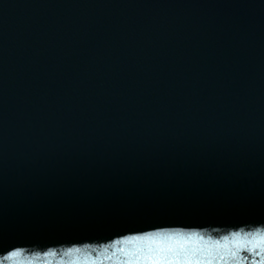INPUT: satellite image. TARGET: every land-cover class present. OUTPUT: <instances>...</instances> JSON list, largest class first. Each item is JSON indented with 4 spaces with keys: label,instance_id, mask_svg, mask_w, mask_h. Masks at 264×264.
<instances>
[{
    "label": "water",
    "instance_id": "water-1",
    "mask_svg": "<svg viewBox=\"0 0 264 264\" xmlns=\"http://www.w3.org/2000/svg\"><path fill=\"white\" fill-rule=\"evenodd\" d=\"M264 223V0H0V251Z\"/></svg>",
    "mask_w": 264,
    "mask_h": 264
},
{
    "label": "clouds",
    "instance_id": "clouds-1",
    "mask_svg": "<svg viewBox=\"0 0 264 264\" xmlns=\"http://www.w3.org/2000/svg\"><path fill=\"white\" fill-rule=\"evenodd\" d=\"M153 239L170 241L173 248L160 251ZM0 264H264V223L175 226L104 241L14 246L0 251Z\"/></svg>",
    "mask_w": 264,
    "mask_h": 264
},
{
    "label": "snow or ice",
    "instance_id": "snow-or-ice-1",
    "mask_svg": "<svg viewBox=\"0 0 264 264\" xmlns=\"http://www.w3.org/2000/svg\"><path fill=\"white\" fill-rule=\"evenodd\" d=\"M150 243L155 244L160 251L171 250L173 248V243L166 240L153 239L150 241Z\"/></svg>",
    "mask_w": 264,
    "mask_h": 264
}]
</instances>
